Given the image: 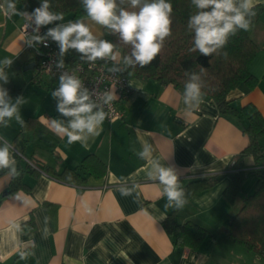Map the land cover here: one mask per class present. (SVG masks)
Segmentation results:
<instances>
[{
	"label": "crops",
	"instance_id": "crops-1",
	"mask_svg": "<svg viewBox=\"0 0 264 264\" xmlns=\"http://www.w3.org/2000/svg\"><path fill=\"white\" fill-rule=\"evenodd\" d=\"M254 3L264 9V0ZM9 11L6 15L0 10V60H13L4 68L9 82L3 86L13 100L25 98L20 114L27 121L24 127L15 120L0 126V137L15 149V159L35 173L24 174V188L14 193L9 191L11 176H0V264H264L226 235L232 206L223 191L248 145L241 130L243 119L221 115L207 99L192 110L172 85L133 79L128 100L117 105L122 119H105L102 131L87 146L69 144L66 136L50 130L51 119L66 123L67 118L56 111L57 102L50 94L58 81L40 75L37 59L26 49L21 33L26 17L21 13L27 9L15 6ZM71 20L65 16L58 23ZM84 22L97 39H103V26L87 18ZM50 27L54 26H43ZM250 38L258 51L249 71L258 82L251 90L240 87L230 92L227 100L235 110L251 104L264 118V14ZM116 50V61H109L118 65L121 53ZM260 144L264 150V139ZM147 145L152 154L144 160L138 153ZM87 155L105 165L102 177L85 174L83 183H67L52 175L79 168ZM156 160L174 168L181 187L209 177H217V182L195 192L183 208H166L163 185L148 176ZM242 162L247 178L249 173L255 175L252 158ZM121 187L134 190L123 196ZM174 211L177 224L195 222L213 238L204 239L197 250L175 245L162 226ZM30 221L34 230L22 231Z\"/></svg>",
	"mask_w": 264,
	"mask_h": 264
},
{
	"label": "clouds",
	"instance_id": "clouds-1",
	"mask_svg": "<svg viewBox=\"0 0 264 264\" xmlns=\"http://www.w3.org/2000/svg\"><path fill=\"white\" fill-rule=\"evenodd\" d=\"M195 12L188 17L187 28L193 33L190 52H199L204 56L213 53L221 54L229 41L238 31L249 30L252 17L256 15L254 0H190ZM86 18L96 25L103 26L110 33L118 34L124 45L130 46V54L123 57L127 67L135 69L149 65L160 53L166 38L172 35L173 6L170 0H81ZM127 4L128 7L120 5ZM8 8L15 11L14 3L9 0ZM27 17L33 32L39 33L43 26L53 22L64 21V13L50 10L49 0H41L38 7L31 13H21ZM56 42L58 54L56 68H64V56L71 49L80 54V59L94 64L97 60L116 61L119 52L117 45L106 39H97L84 17L57 23L47 29L44 35H31L25 39L28 47L43 44L48 41ZM227 56L226 52H223ZM13 60H0V126L8 127L15 120L21 127L25 121L20 114L21 105L25 104L23 96L15 100L3 86L9 82L5 67H11ZM116 73L123 69L109 68ZM130 75L132 73H129ZM188 80L183 88V103L187 108L197 109L204 101L202 91L204 84L200 75L195 72L187 73ZM51 97L56 103V111L67 118L50 120V130L57 135L67 137L69 144L80 142L87 146L89 139L98 136L102 131L106 112L91 98V93L82 80L75 74L62 71L58 77V87L51 90ZM101 99L105 104H111L116 95L114 91L106 90ZM15 149L4 138L0 137V171L8 170L7 175L16 178L20 172L16 166ZM152 154L151 145L143 146L138 153L144 160ZM149 179L163 185L162 194L166 197V208L181 209L187 204L185 190L179 183V178L173 167H165L154 161L148 172ZM133 189L121 187V195L129 196ZM21 199L19 193L15 194ZM27 203V201H24Z\"/></svg>",
	"mask_w": 264,
	"mask_h": 264
},
{
	"label": "trees",
	"instance_id": "trees-1",
	"mask_svg": "<svg viewBox=\"0 0 264 264\" xmlns=\"http://www.w3.org/2000/svg\"><path fill=\"white\" fill-rule=\"evenodd\" d=\"M11 2L15 6L25 7L27 12L31 13L34 8L40 5L41 0H11ZM49 2L50 10L62 12L64 17L71 16L74 20L80 17L86 18L81 0H49ZM170 2L173 6L172 35L166 38L162 50L149 65L143 68L137 66L135 69L124 65L123 57L130 54V46L124 45L118 34L110 33L104 27L102 28L103 39L117 45L121 53V62L118 65L109 60H97L96 62L105 64L107 69L113 65L123 69L118 73L129 81L145 79L162 85H172L182 97L184 84L188 80L187 73L195 72L200 75L203 81L204 99L213 102L221 115L245 121L241 130L248 139V145L236 159L233 167L236 172L230 174V182L223 191V197L232 206L226 235L234 243L264 261V150L260 144L264 139V118L251 104L235 110L227 100L230 92L240 87L251 90L258 82L249 71L250 64L258 51L257 45L250 38V31L264 14V9L259 5L255 6L256 15L251 18L252 23L249 30H240L235 36L230 37L226 47L221 50V54L213 53L212 56H204L199 52L189 51L193 43V33L187 28V21L188 17L196 11L190 0H170ZM8 3L9 0H3L6 7H8ZM120 6L128 7L127 4ZM57 23L53 22L50 25L55 26ZM42 29L45 34L47 30L43 27ZM53 47L58 50L56 42L53 43ZM223 52H226L227 56H224ZM63 59L64 64L69 67L86 62L80 59V55L75 50L71 49ZM244 157H251L253 160L256 180L251 194H246L243 190L247 178V170L242 162ZM16 166L20 175L16 178L11 177L10 193L24 188L22 183L24 174L35 173L29 165L23 164L17 157ZM7 171H0V176L6 174ZM105 172V165L97 157L87 155L81 161L79 168H65L52 175L63 182L83 183L85 174L99 178ZM216 182L217 177H209L187 183L182 187L185 190L187 201L195 192L210 188ZM175 216L174 211L162 222L164 230L173 237L175 245L197 250L204 239L213 238L205 227L195 222L187 221L177 224L174 221ZM21 229L26 232L32 231L34 224L30 221L23 224Z\"/></svg>",
	"mask_w": 264,
	"mask_h": 264
},
{
	"label": "built area",
	"instance_id": "built-area-1",
	"mask_svg": "<svg viewBox=\"0 0 264 264\" xmlns=\"http://www.w3.org/2000/svg\"><path fill=\"white\" fill-rule=\"evenodd\" d=\"M0 10L4 14L9 15L10 11L2 3L0 4ZM21 33L25 39L35 34L44 35L42 28H40L39 33L33 32V26L30 25L27 17L21 26ZM53 43V41L49 40L47 47H44L43 44L36 45V47H28L26 45V49L32 52L38 61L40 75L53 78L57 81L62 71L77 75L92 94L91 98L106 112V120L108 122L121 120L122 112L117 105L125 103L129 98V80L119 75L118 72H110L105 64L99 62H95L94 64H89L88 62L78 63L74 67L64 64L63 69H57L58 50L53 47ZM106 90L115 92L116 99L111 104H105L101 99L103 92Z\"/></svg>",
	"mask_w": 264,
	"mask_h": 264
},
{
	"label": "rangeland",
	"instance_id": "rangeland-1",
	"mask_svg": "<svg viewBox=\"0 0 264 264\" xmlns=\"http://www.w3.org/2000/svg\"><path fill=\"white\" fill-rule=\"evenodd\" d=\"M244 184H245L244 187H243L244 192L246 194H248V193L251 194L253 192L254 185H255V175L249 173L248 178H247V180H246V182Z\"/></svg>",
	"mask_w": 264,
	"mask_h": 264
},
{
	"label": "water",
	"instance_id": "water-1",
	"mask_svg": "<svg viewBox=\"0 0 264 264\" xmlns=\"http://www.w3.org/2000/svg\"><path fill=\"white\" fill-rule=\"evenodd\" d=\"M32 67V66H31Z\"/></svg>",
	"mask_w": 264,
	"mask_h": 264
}]
</instances>
